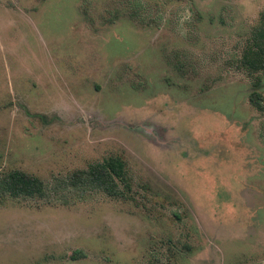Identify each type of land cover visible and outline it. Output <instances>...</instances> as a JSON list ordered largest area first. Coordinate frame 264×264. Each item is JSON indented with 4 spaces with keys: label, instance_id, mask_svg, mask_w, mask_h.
I'll return each mask as SVG.
<instances>
[{
    "label": "rangeland",
    "instance_id": "374dc122",
    "mask_svg": "<svg viewBox=\"0 0 264 264\" xmlns=\"http://www.w3.org/2000/svg\"><path fill=\"white\" fill-rule=\"evenodd\" d=\"M263 9L0 0V171L119 156L137 192L0 197V264H264V113L233 63Z\"/></svg>",
    "mask_w": 264,
    "mask_h": 264
},
{
    "label": "trees",
    "instance_id": "16d2710c",
    "mask_svg": "<svg viewBox=\"0 0 264 264\" xmlns=\"http://www.w3.org/2000/svg\"><path fill=\"white\" fill-rule=\"evenodd\" d=\"M233 63L237 70L252 79L249 102L264 113L261 75L264 72V9L257 23L251 27L240 54L234 58ZM62 192L79 195L102 193L123 201H135L137 198L134 178L127 163L119 156H110L86 168H77L63 177L55 178L53 182L23 169L0 171V197L51 202L54 196ZM167 243L176 248L172 238H168ZM184 246L190 249L187 243Z\"/></svg>",
    "mask_w": 264,
    "mask_h": 264
}]
</instances>
